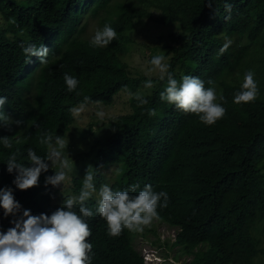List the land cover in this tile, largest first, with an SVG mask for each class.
<instances>
[{
    "label": "trees",
    "instance_id": "trees-1",
    "mask_svg": "<svg viewBox=\"0 0 264 264\" xmlns=\"http://www.w3.org/2000/svg\"><path fill=\"white\" fill-rule=\"evenodd\" d=\"M150 4L161 10L158 17L146 8ZM88 7L102 28L109 23L117 32L107 47L94 48L83 35ZM136 17L178 23L166 45L169 71L178 81L191 75L206 88L214 86L225 97L226 114L208 126L161 100L167 77L154 78L155 87L141 93L149 103L141 106L130 96V111L110 119V134L96 138L86 153L96 165V189L107 184L113 191H130L136 184L131 193L136 195L151 184L166 191L167 207L158 208V218L178 227L175 244L193 255L186 264H258L254 257L264 256L253 233L264 220V0H214L211 8L207 0H0V96L7 98L3 111L23 121L0 127V136L13 141L10 149L0 143V188L12 187L22 206L15 216H5L0 207V231L13 227L24 209L51 215L62 206L52 197L60 187L45 185L53 167L40 175L38 186L20 190L12 183L16 173L7 171L8 157L15 152L18 162L28 165L29 148L46 157L49 146L40 143L41 136L64 135L73 119L70 109L85 96L88 102L111 104L121 90L139 91L145 77L130 73L119 56ZM227 41L230 46L218 55ZM28 43L50 48L47 63L24 54L21 45ZM248 70L255 73L259 97L236 104L234 95ZM64 73L77 77L76 91H67ZM149 109L156 116H149ZM115 163L120 169L109 183L103 167ZM81 187L76 172L60 190L69 195ZM96 201L86 202L94 211L88 220L91 264H145L131 231L108 235Z\"/></svg>",
    "mask_w": 264,
    "mask_h": 264
},
{
    "label": "clouds",
    "instance_id": "clouds-1",
    "mask_svg": "<svg viewBox=\"0 0 264 264\" xmlns=\"http://www.w3.org/2000/svg\"><path fill=\"white\" fill-rule=\"evenodd\" d=\"M213 2L214 0H207V6L211 8ZM225 10L230 14L231 4L226 3ZM116 38V30L109 23H105L102 29L96 30L90 40V46L107 47ZM230 43L231 41H227L219 49L218 55L223 54ZM21 47L29 58L38 56L42 64L47 63L50 51L46 46L41 44L37 47L33 43H28L26 46L22 44ZM38 62L32 65H39ZM150 64L153 71H159L160 80L167 77L166 87L160 93L161 100L175 105L184 113L196 114L199 120L208 126L214 125L225 116L226 108L221 103L226 102L225 97L218 94L214 86L206 88L202 79L191 75H184L178 81L169 71L170 65L164 55H154ZM254 77L255 73L252 70L246 71L240 90L234 95V103L255 102L259 97L258 82ZM63 79L68 92L76 91L79 84L77 77L64 73ZM208 83L212 85L213 81L209 80ZM144 87L151 89L155 84L149 79ZM129 95L141 106L149 103L139 91L130 92ZM89 100L90 98L85 96L79 110H82ZM6 101V97L0 96V127H10L13 123L21 125L23 121H14L3 111ZM70 111L75 113L78 109L73 108ZM148 115L156 116L155 109H149ZM0 143L9 149L13 145L12 139L7 135L0 136ZM16 143H20V140H16ZM40 143L49 146L50 151L46 157L29 148L28 165L18 162L15 152L6 161L7 171L16 173L12 183L20 190L38 186L40 175L47 172L53 163L59 164V170L55 171L54 175L46 176L45 185L59 186L67 179L68 170L71 169L69 160L64 156L68 139L45 132L40 138ZM47 161H51L52 164L49 165ZM95 179V172L89 166L79 194L65 198L62 206L51 215L46 213L33 215L29 209H24L22 215L12 221L13 227H9L6 232L0 231V264H91L93 245L88 242L91 236L88 220L93 217L94 211L86 206V202L97 193ZM129 187L130 191H113L107 184L99 188L95 212L106 220L108 235L112 237L121 235L124 229L142 231L143 227L149 226L154 218L159 217L158 208L167 207L169 197L166 191L157 192L151 184H146L138 194L132 195L139 185L133 184ZM77 205L78 212L74 210ZM0 207L3 208L5 216L10 214L15 216L20 212L22 206L15 199L12 187L0 188ZM146 253L144 251L140 255L143 262L149 264L153 255L148 258Z\"/></svg>",
    "mask_w": 264,
    "mask_h": 264
},
{
    "label": "rangeland",
    "instance_id": "rangeland-1",
    "mask_svg": "<svg viewBox=\"0 0 264 264\" xmlns=\"http://www.w3.org/2000/svg\"><path fill=\"white\" fill-rule=\"evenodd\" d=\"M133 1L138 3L139 0ZM146 8L152 12L153 17H158L161 13V10L155 4L147 5ZM83 14V22L85 21L86 23L83 35L91 39L96 30L102 29V26H100L97 16L91 14L89 7L85 8ZM178 26V23L173 21L161 23L149 17L134 18V25L127 31L128 39L124 49L119 52V56L130 73L145 77L140 84V88H138L140 93H146L152 89L144 87L147 80L151 79L155 84L154 78L157 79L160 76L158 70H152L151 58L157 54L164 55L168 63V55L165 53L166 45L170 41L171 33L176 32ZM48 49L50 51V48ZM130 92L135 93L129 90L117 92L111 104L88 102L82 110H79L81 103L74 106L78 111L73 113V119L65 134L62 135L65 140L68 139L64 156L71 164L66 181L77 172L82 184L87 168L89 166L93 169L96 167L95 162L87 157L86 153L90 150L91 144L96 138L104 139L110 134V119L118 114L130 111ZM48 163L49 165L52 164L51 161ZM52 167L56 171L59 170L58 163H53ZM98 167L101 168L102 164L99 163ZM119 169L120 167L117 163L103 167L106 172V181L111 183ZM65 182L56 186L60 188L52 192V197H55L53 200L58 201V204H63L64 199L69 196H77L79 194V192L69 195L62 193L60 189L65 185ZM98 192L99 190L91 199L98 200ZM176 231V226H170L163 220L154 218L149 226L143 227L142 231H131V240L137 251L140 253L147 252L146 256L148 258L153 255V260L150 258L149 264H186L193 255L184 252L181 245L175 244ZM253 233L259 238V245L263 246L264 220L255 225ZM254 260L258 264H264V256L262 255H256Z\"/></svg>",
    "mask_w": 264,
    "mask_h": 264
}]
</instances>
